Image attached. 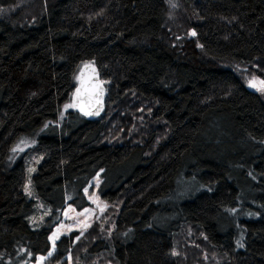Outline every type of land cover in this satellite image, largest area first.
<instances>
[{
    "label": "trees",
    "instance_id": "trees-1",
    "mask_svg": "<svg viewBox=\"0 0 264 264\" xmlns=\"http://www.w3.org/2000/svg\"><path fill=\"white\" fill-rule=\"evenodd\" d=\"M88 63L106 85L96 118L73 104ZM249 75L264 78V0H0V264L48 253L97 174L106 219L62 235L54 261L264 264V97ZM26 141L44 154L38 227Z\"/></svg>",
    "mask_w": 264,
    "mask_h": 264
},
{
    "label": "rangeland",
    "instance_id": "rangeland-1",
    "mask_svg": "<svg viewBox=\"0 0 264 264\" xmlns=\"http://www.w3.org/2000/svg\"><path fill=\"white\" fill-rule=\"evenodd\" d=\"M253 80L257 81V87L253 88L259 91L264 97V91L258 90L261 87L258 82L264 80V78L259 75H249L247 77V84L250 85V82ZM70 106H72V103H68L66 108ZM27 142L28 141L24 142L20 148L24 149L25 146L28 145ZM36 143V141H33L31 142V145H28L29 148H27L28 151L25 155V191L30 197L36 199L37 212L30 216V222L34 227L40 226V223L50 212V207L38 195L34 185V174L38 170V165L44 157V154L39 149L34 148ZM99 183L100 176L97 174L85 189V193L90 201L89 206L78 209L74 205H68L64 209L61 221L55 226L50 236L51 249L46 254L38 255L37 259L30 264H60L58 261L53 260V254L56 248V243L62 235L70 234L71 232L76 231V237L79 240L93 225L106 219L105 216L109 205L107 200L100 196L98 190ZM107 220L105 229L108 230V233H110L114 228V221L108 218ZM68 264H72L71 260H69Z\"/></svg>",
    "mask_w": 264,
    "mask_h": 264
},
{
    "label": "water",
    "instance_id": "water-1",
    "mask_svg": "<svg viewBox=\"0 0 264 264\" xmlns=\"http://www.w3.org/2000/svg\"><path fill=\"white\" fill-rule=\"evenodd\" d=\"M105 100L106 85L98 67L94 63L85 64L79 71L73 95L75 108L89 118H96L103 113Z\"/></svg>",
    "mask_w": 264,
    "mask_h": 264
},
{
    "label": "snow or ice",
    "instance_id": "snow-or-ice-1",
    "mask_svg": "<svg viewBox=\"0 0 264 264\" xmlns=\"http://www.w3.org/2000/svg\"><path fill=\"white\" fill-rule=\"evenodd\" d=\"M193 35H195V33H193ZM258 83L261 86L258 90L264 91V80H261ZM249 86L256 88L257 87V81H255V80L251 81Z\"/></svg>",
    "mask_w": 264,
    "mask_h": 264
}]
</instances>
